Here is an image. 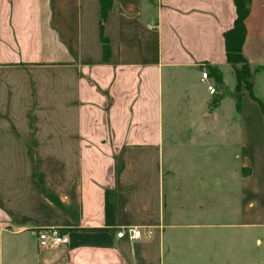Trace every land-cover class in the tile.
Masks as SVG:
<instances>
[{
  "label": "crops",
  "instance_id": "obj_1",
  "mask_svg": "<svg viewBox=\"0 0 264 264\" xmlns=\"http://www.w3.org/2000/svg\"><path fill=\"white\" fill-rule=\"evenodd\" d=\"M112 1L0 0V264H264V0L239 105L234 0Z\"/></svg>",
  "mask_w": 264,
  "mask_h": 264
},
{
  "label": "trees",
  "instance_id": "obj_2",
  "mask_svg": "<svg viewBox=\"0 0 264 264\" xmlns=\"http://www.w3.org/2000/svg\"><path fill=\"white\" fill-rule=\"evenodd\" d=\"M235 3V9H236V16L234 20V24L231 28L226 30L224 32V38H225V50H226V56L227 61L232 65V67L235 70V74H238L243 69L238 68L236 66V63L243 62V65H249L247 64L242 52L241 47L244 42L245 38V18L249 14L250 6H251V0H234ZM114 7L112 0H100V24L101 27L105 21V18L107 16V13L110 9ZM101 43H102V52H103V60L107 61L110 56V45L109 40L105 35L101 36ZM251 71L249 70L248 73L244 76L243 82L245 83V87L249 89L250 84L248 77L250 76ZM210 75V72H209ZM215 80L219 79V74H215ZM241 82L236 84V90L237 93L240 94V87L242 84ZM250 94L251 91H250ZM216 100H212V105L215 104ZM237 105H239V95L237 98Z\"/></svg>",
  "mask_w": 264,
  "mask_h": 264
},
{
  "label": "built area",
  "instance_id": "obj_3",
  "mask_svg": "<svg viewBox=\"0 0 264 264\" xmlns=\"http://www.w3.org/2000/svg\"><path fill=\"white\" fill-rule=\"evenodd\" d=\"M209 73L206 69L201 71V80L206 81L209 79ZM207 90L209 94L214 95L217 90L214 84L208 83ZM152 231L150 228H140L137 226L121 227L117 230L116 235L118 237L128 236L130 239H140L143 237H149ZM38 245L42 248H52L69 243V236L67 233H62L55 228L40 229L37 232Z\"/></svg>",
  "mask_w": 264,
  "mask_h": 264
},
{
  "label": "rangeland",
  "instance_id": "obj_4",
  "mask_svg": "<svg viewBox=\"0 0 264 264\" xmlns=\"http://www.w3.org/2000/svg\"><path fill=\"white\" fill-rule=\"evenodd\" d=\"M230 66H231L230 73H231V76H232V78L234 80V83L237 84V83L241 82L240 83V84H242L241 86H244L245 87V83L243 82V79H244V76L248 73V71L249 70L251 71V68L248 67L247 65H243V62L242 61L241 62H238V63H236V66H238V68H241L243 70L241 72H239L238 74H235L234 68L232 67L231 64H230ZM238 95H239V92L237 93V95L235 94V96L237 98H238ZM210 106H212V102H210ZM182 109H183V107L180 110H182ZM180 110H178L180 112V115L178 114L176 116V121L175 122H177V123H183V121H184V118L182 117L183 113H181ZM164 118L166 120V124L165 125L168 126L169 124H171V122H172L171 117L167 113H165ZM168 152H169V149H167V154H168Z\"/></svg>",
  "mask_w": 264,
  "mask_h": 264
}]
</instances>
